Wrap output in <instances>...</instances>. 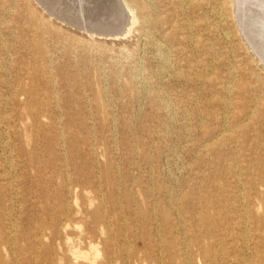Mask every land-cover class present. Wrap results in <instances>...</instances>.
Returning <instances> with one entry per match:
<instances>
[{
  "label": "rangeland",
  "instance_id": "1",
  "mask_svg": "<svg viewBox=\"0 0 264 264\" xmlns=\"http://www.w3.org/2000/svg\"><path fill=\"white\" fill-rule=\"evenodd\" d=\"M59 1L0 0V264H264V62L234 0Z\"/></svg>",
  "mask_w": 264,
  "mask_h": 264
},
{
  "label": "bare ground",
  "instance_id": "2",
  "mask_svg": "<svg viewBox=\"0 0 264 264\" xmlns=\"http://www.w3.org/2000/svg\"><path fill=\"white\" fill-rule=\"evenodd\" d=\"M47 1H49L50 2V0H47ZM54 1H57V0H52V2H54ZM61 1V0H60ZM59 1V2H60ZM69 1V0H68ZM72 1V0H71ZM70 1V2H71ZM74 1V0H73ZM86 1H88L87 3H89V0H86ZM102 1V0H101ZM100 1V3L101 4H103V1L101 2ZM106 1V0H105ZM108 1H110V0H108ZM112 1V0H111ZM114 1H116V0H114ZM38 2V1H37ZM46 2V1H45ZM47 3V5H49V4H51V5H53L54 3ZM77 2H78V0H77ZM82 2V1H81ZM85 2V1H84ZM74 3L76 4V2H73V5H74ZM79 3H80V1H79ZM87 3L85 4V6L87 5ZM92 3H94V2H92ZM108 3V2H107ZM112 3V2H111ZM121 3V2H120ZM234 3H235V6H236V16H235V18H237V22H238V18L240 19V20H242V21H244V22H247V21H249V20H252V19H254V18H252V13H255L256 14V12L257 11H259V15H260V20H261V23H263V30H264V0H234ZM14 4V3H13ZM57 4V3H56ZM59 4H61V3H59ZM90 4H91V2H90ZM97 4L99 5V2H97V3H95V4H93L94 6H95V8H96V6H97ZM113 4H115V3H113ZM50 5V6H51ZM55 5V4H54ZM53 5V6H54ZM77 6H78V4H76ZM83 5H84V3H83ZM89 5V4H88ZM105 5H106V3H105ZM104 5V6H105ZM120 5H122V4H120ZM49 6V7H50ZM56 6V5H55ZM58 6V5H57ZM56 6V7H57ZM64 6V7H63ZM61 5L60 7L62 8H64V10L68 7H66L65 5ZM75 6V5H74ZM80 6H82V5H80ZM79 6V7H80ZM99 6H101V5H99ZM123 6V5H122ZM43 7V6H42ZM59 6H58V9L60 8ZM66 7V8H65ZM87 7V6H86ZM91 7V6H90ZM89 7V8H90ZM98 7V6H97ZM112 6L110 5L109 6V8L110 9H112L111 8ZM260 7V8H259ZM55 8V7H54ZM62 8V9H63ZM71 8V7H70ZM69 8V9H70ZM74 8H76V6L74 7ZM74 8H72V9H74ZM88 8V9H89ZM93 9H94V7H92ZM108 8V9H109ZM114 8V7H113ZM116 8V7H115ZM118 8V7H117ZM116 8V9H117ZM120 8H121V6H120ZM237 8H238V12H237ZM52 9V8H51ZM58 9H56V10H58ZM82 9H85L84 8V6L82 7ZM91 9V8H90ZM100 9H101V7H100ZM107 9V10H108ZM110 9H109V11H110ZM10 10V9H9ZM52 10H54V9H52ZM61 10V9H60ZM60 10H58L59 12H60ZM71 10V9H70ZM86 10V9H85ZM105 10V9H104ZM104 10H102V12L104 11ZM121 10V9H120ZM130 10H131V12H132V14H133V23H134V19H135V13H134V11H133V9L132 8H130ZM55 11V10H54ZM62 11V10H61ZM69 11V10H68ZM75 11V10H74ZM78 11H81V9L80 10H77V12ZM95 11V10H94ZM112 11V10H111ZM110 11V12H111ZM114 11V10H113ZM122 11V10H121ZM124 11V10H123ZM122 11V12H123ZM62 12H64V11H62ZM62 12H60V13H62ZM71 12H72V10L71 11H69V13H67L66 12V14L65 15H67L66 17H65V15L64 14H62V15H64L63 17L65 18L64 19V21H70V22H76V23H81L82 24V18L80 17V15L78 14L77 16H72L73 14H71ZM58 12H56V14H57ZM65 13V12H64ZM73 13V12H72ZM82 14L83 13H85V11L83 12H81ZM88 13V12H87ZM92 13V12H91ZM97 13H98V8H97ZM95 14V15H99L100 16V14H102V13H100V14ZM105 13H106V10H105ZM115 13H116V10H115ZM258 13V12H257ZM59 14V13H58ZM92 14H94V12L92 13ZM111 14H112V12H111ZM118 14V13H117ZM125 14V13H124ZM127 14H128V12H127ZM127 14H125V15H127ZM252 14V15H251ZM61 15V16H62ZM91 15V14H90ZM105 15V14H104ZM113 15V14H112ZM54 16V15H53ZM81 16H83V15H81ZM86 16V15H85ZM85 16H84V18H85ZM89 16V15H88ZM93 16V15H92ZM91 16V17H92ZM106 16V15H105ZM105 16H104V18H105ZM107 16H108V14H107ZM118 16V17H117ZM116 17L117 18H119V15H117ZM60 17V16H59ZM96 17V16H95ZM95 17H93L94 18V20H97V19H99V17L97 18V19H95ZM101 17H102V15H101ZM115 17V18H116ZM130 17V16H129ZM255 17V16H254ZM257 17V16H256ZM87 18V17H86ZM88 18H90V17H88ZM114 18V19H115ZM116 18V19H117ZM128 18V17H127ZM259 18V17H258ZM257 18V19H258ZM102 19L103 18H101V21H102ZM115 19V20H116ZM126 19V18H125ZM60 20V19H59ZM87 20L88 19H84V21H85V24L87 23ZM93 20V21H94ZM104 20V19H103ZM109 20V19H108ZM107 20V21H108ZM115 20H113L114 22H115ZM122 20V19H121ZM236 20V19H235ZM259 20V19H258ZM257 20V21H258ZM61 21V20H60ZM93 21H90V22H93ZM98 21V20H97ZM105 21H106V18H105ZM127 21H128V19H127ZM253 21H255V20H253ZM62 22H63V20H62ZM90 22H89V24H90ZM112 22V21H111ZM111 22H110V24H111ZM120 23H121V21H119ZM122 22H123V20H122ZM125 22V21H124ZM260 22V21H259ZM258 22V23H259ZM257 23V22H256ZM79 24H76V25H79ZM88 24V25H89ZM100 24H101V22H100ZM102 24H104V23H102ZM106 24V23H105ZM113 24V23H112ZM123 24H126V23H123ZM214 24V23H213ZM254 24H255V22H254ZM260 24V23H259ZM85 25L87 28H90L89 26H93V25ZM94 25L96 26V24H95V21H94ZM115 25V24H114ZM116 25H119V26H121L120 24H117L116 23ZM98 27H100L101 25H97ZM238 26V25H237ZM78 27V26H77ZM82 27V26H81ZM84 27V26H83ZM106 27V26H105ZM105 27H103L104 29L103 30H100V31H98L99 33H101V34H103V33H108L109 31H107L106 30V28ZM107 28H109V27H107ZM116 28H118L117 26H116ZM125 28V27H124ZM123 27H121V29H124ZM261 28H262V25H261ZM82 29V28H81ZM111 29V28H110ZM120 29V28H119ZM221 29V28H220ZM255 29V28H254ZM257 30H258V28H256ZM255 29V30H256ZM260 29V28H259ZM93 30H94V27H93ZM92 31V30H91ZM110 31H113V27H112V29L110 30ZM93 32V31H92ZM97 32V31H96ZM97 32V35L99 34ZM90 33V32H89ZM95 33V32H94ZM260 33H262L261 31H260ZM109 36V35H108ZM230 36V35H229ZM262 36V35H261ZM260 37V36H259ZM263 37V36H262ZM244 38V37H243ZM264 38V37H263ZM263 38H261L262 39V41L264 42V40H263ZM246 41V40H245ZM249 46H251L250 44H249ZM158 47H160V46H158ZM160 50V49H159ZM165 51V50H164ZM163 51V52H164ZM169 52V51H168ZM170 55V54H169ZM159 56V55H158ZM257 56V55H256ZM259 58V57H258ZM159 59V58H158ZM141 60V59H140ZM158 64V63H157ZM215 66V65H214ZM170 69V68H169ZM185 69V68H184ZM236 70V69H235ZM163 71V70H162ZM185 71H186V69H185ZM212 71V70H211ZM237 73V72H236ZM99 74V73H98ZM142 77V76H141ZM210 77V76H209ZM166 79V78H165ZM186 79V78H185ZM226 86V85H225ZM226 92V91H225ZM228 92V91H227ZM232 95V94H231ZM195 96V95H194ZM233 96V95H232ZM114 97V96H113ZM157 97V96H156ZM174 97V96H173ZM57 98V97H56ZM150 98H152V97H150ZM159 98V97H158ZM181 100V99H180ZM122 103V102H121ZM123 104V103H122ZM196 104V103H195ZM140 106V105H139ZM168 109V108H167ZM59 110H60V108H59ZM188 114V113H187ZM6 115V114H5ZM181 127V126H180ZM117 131V130H116ZM187 131V130H186ZM196 141V140H195ZM124 155V154H123ZM66 157V156H65ZM162 157V156H161ZM5 158V157H4ZM162 159V158H161ZM262 160H264V159H262ZM13 161V160H12ZM10 166V165H9ZM9 168V167H8ZM174 168V167H173ZM183 168V167H182ZM131 171V170H130ZM169 171V170H168ZM175 172V171H174ZM239 176V175H238ZM187 177V176H186ZM237 178V177H236ZM160 180H158V182H159ZM70 183V182H69ZM135 185V184H134ZM68 188V187H67ZM133 188V187H132ZM170 189V188H169ZM240 193V192H239ZM238 194V193H237ZM244 197V196H243ZM138 211V210H137ZM156 221V220H155ZM246 229V228H245ZM245 242H247V241H245ZM37 251V250H36ZM205 254H206V256H208V254H210V250L207 248L206 249V251L204 252ZM199 259V258H198ZM48 264H55V262H54V260L52 259V258H50V257H47L46 258V260H45ZM200 263V262H199ZM91 264H99L97 261H92L91 262ZM169 264H174V263H169ZM246 264V263H245Z\"/></svg>",
  "mask_w": 264,
  "mask_h": 264
},
{
  "label": "water",
  "instance_id": "3",
  "mask_svg": "<svg viewBox=\"0 0 264 264\" xmlns=\"http://www.w3.org/2000/svg\"><path fill=\"white\" fill-rule=\"evenodd\" d=\"M46 10H48V12H50V14L56 16L57 18H60L59 15H57L56 13H54L50 7L47 5L46 2H44V0H37ZM237 12H238V8H237ZM253 20H249L247 22H244L242 20H240L238 18V28L242 34V36L249 42V44L251 45L252 48H254L256 50L257 55L259 56V58L264 62V42L262 41V39L260 40V42H258L255 39V31L253 29V25H252ZM83 28V30H86L88 32H90L92 29L91 28H87L86 26L81 27ZM109 31L108 33H103L105 35H111V36H124L125 34V29H119V30H107ZM99 33V32H98ZM101 34V33H100Z\"/></svg>",
  "mask_w": 264,
  "mask_h": 264
}]
</instances>
